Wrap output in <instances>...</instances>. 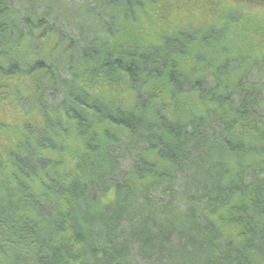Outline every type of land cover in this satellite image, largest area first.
<instances>
[{"label":"trees","instance_id":"16d2710c","mask_svg":"<svg viewBox=\"0 0 264 264\" xmlns=\"http://www.w3.org/2000/svg\"><path fill=\"white\" fill-rule=\"evenodd\" d=\"M146 3L0 0L32 115L0 145V264H264V54L227 25L147 43Z\"/></svg>","mask_w":264,"mask_h":264},{"label":"rangeland","instance_id":"374dc122","mask_svg":"<svg viewBox=\"0 0 264 264\" xmlns=\"http://www.w3.org/2000/svg\"><path fill=\"white\" fill-rule=\"evenodd\" d=\"M227 25L222 38L230 55L264 54V0H148L139 17L138 33L142 40L156 45L164 36L177 31L207 30ZM41 54L57 55L62 46L43 31L34 33ZM27 79L0 81V145L9 147L23 124L32 121L13 100L14 90L22 91ZM229 229L230 235L237 232Z\"/></svg>","mask_w":264,"mask_h":264}]
</instances>
